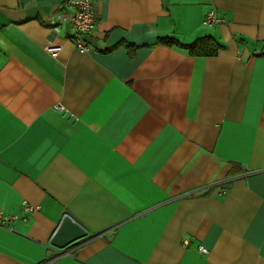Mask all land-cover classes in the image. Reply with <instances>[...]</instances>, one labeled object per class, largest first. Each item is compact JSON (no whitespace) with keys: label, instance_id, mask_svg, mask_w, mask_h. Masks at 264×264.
Masks as SVG:
<instances>
[{"label":"crops","instance_id":"1","mask_svg":"<svg viewBox=\"0 0 264 264\" xmlns=\"http://www.w3.org/2000/svg\"><path fill=\"white\" fill-rule=\"evenodd\" d=\"M92 1L80 53L64 0H0V264H264V0Z\"/></svg>","mask_w":264,"mask_h":264},{"label":"built area","instance_id":"2","mask_svg":"<svg viewBox=\"0 0 264 264\" xmlns=\"http://www.w3.org/2000/svg\"><path fill=\"white\" fill-rule=\"evenodd\" d=\"M52 20L55 25L63 22L68 24V28L70 30L69 37L78 52L87 53L90 50V45L85 41V37L93 33L97 23L95 4L92 0H64L62 9L53 13ZM223 22L224 19L220 18L215 10H210L202 20V24L207 26L214 24L221 25ZM46 49L52 56H56L60 48L57 45H48ZM53 109L65 111L64 107L60 104L54 105ZM76 120L77 119H73L74 122ZM225 192L226 189H221L218 193L224 194ZM37 209L38 206L31 205L26 201H23L22 210L27 215L22 217V219L27 220L28 215ZM17 219H19L18 214L7 215L0 212V225H7ZM182 243L183 245H188L189 239H183ZM198 251L206 253L207 249L203 245H198Z\"/></svg>","mask_w":264,"mask_h":264},{"label":"water","instance_id":"3","mask_svg":"<svg viewBox=\"0 0 264 264\" xmlns=\"http://www.w3.org/2000/svg\"><path fill=\"white\" fill-rule=\"evenodd\" d=\"M86 234L87 231L77 221L69 215L64 214L50 238V243L58 247H63Z\"/></svg>","mask_w":264,"mask_h":264},{"label":"trees","instance_id":"4","mask_svg":"<svg viewBox=\"0 0 264 264\" xmlns=\"http://www.w3.org/2000/svg\"><path fill=\"white\" fill-rule=\"evenodd\" d=\"M205 41L207 42H211L210 40L211 39H208V38H205L204 39ZM158 41L160 43H164V44H167V45H177L181 48H185L189 51V53H197V54H202V55H207V54H215L217 49L219 48V45L216 44V43H213V48L210 49V50H202L201 47L199 46V41L197 42H194V43H191V44H181L179 43L178 41H176L175 39L173 38H170V37H163V38H159ZM261 54H264V48L263 50L261 51Z\"/></svg>","mask_w":264,"mask_h":264}]
</instances>
